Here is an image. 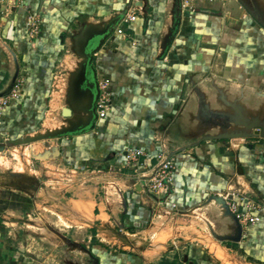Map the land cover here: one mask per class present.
<instances>
[{
	"label": "crops",
	"instance_id": "obj_1",
	"mask_svg": "<svg viewBox=\"0 0 264 264\" xmlns=\"http://www.w3.org/2000/svg\"><path fill=\"white\" fill-rule=\"evenodd\" d=\"M130 2L24 0L21 6H15V0H5L0 4V91L13 76L15 63L18 66L16 81L22 85L21 98L4 110L0 128L14 116L18 120H12L13 123L19 126L20 122L40 117L36 112L25 117L18 114V110L42 105L40 91L44 90L46 82L42 78L52 59L65 47L76 55L79 29L101 28L128 8ZM255 2L264 10V0ZM145 4V9L137 11L134 22L124 26L123 16L109 37L96 39L91 66L96 80H110L112 106L106 118H96L94 129L82 134L89 139L86 149L72 152L88 162L90 159L102 161L106 172L98 179L103 183L113 178L110 171H121L122 174L113 173L114 178L121 176L116 184L124 195L131 186L135 192L126 191L127 198L123 195L120 201L118 194L115 198L114 193L101 196L97 190L82 189L77 194L80 204H91L87 228H95L100 242L103 230L109 236L125 240L127 236L140 233H130L129 228L164 211L166 204H174L176 210L172 214H177L198 205L209 194L218 196L226 189H240L241 196L246 195L263 206L262 221L242 225L240 242H225V246H217L215 252L220 258H225L227 252L240 264H264V146L253 147L244 140L198 143L202 138L220 133L209 122L211 118H203L204 104L213 112L231 113L227 106L231 104L245 117L264 116V29L237 0H229L224 7L220 4L204 6L194 14L182 10L177 32L162 55L160 45L175 23L177 0H145ZM28 13L35 14L40 22V33L34 38L29 37L26 26ZM118 26H124V35L114 39ZM4 47L13 52L15 59L6 54ZM182 147L186 149L172 157L175 172L168 195L161 196V200L146 196L144 180L138 179L137 170L123 161L125 150L143 149L146 154L141 158L143 168H153L158 164V154L166 157ZM59 156L63 159L62 150ZM13 159L17 161L18 155ZM92 173L94 171L89 176ZM9 184L12 194L6 193V185L0 187L2 211L5 205L8 209L19 202L26 204L16 197L11 199V195L27 197V200L39 197L34 187L31 191L21 189L17 194L14 190L18 184L13 181ZM135 184L142 185L141 192L136 190ZM206 210L205 217L216 212L215 229L219 234L233 232L229 229V220L218 221L214 206ZM163 213L168 215L166 211ZM210 222L214 225L216 220ZM5 247V244L0 246V264H18L15 255L4 257ZM93 255L97 256L99 264H145L139 256L128 252L111 254L105 248Z\"/></svg>",
	"mask_w": 264,
	"mask_h": 264
},
{
	"label": "rangeland",
	"instance_id": "obj_2",
	"mask_svg": "<svg viewBox=\"0 0 264 264\" xmlns=\"http://www.w3.org/2000/svg\"><path fill=\"white\" fill-rule=\"evenodd\" d=\"M78 31L77 34H80L82 30ZM77 61L79 58L72 55L68 48L60 50L54 60L52 59V63L46 67L47 72L42 78L46 80L44 90L40 91L42 105L18 110V114L25 117L33 112L39 113L40 117L31 122H20L19 126L16 122L13 123L18 120L14 116V119L11 118L13 121H5L3 127L0 128V146L4 147V150L0 152V187L3 188L6 185V193L12 194L9 190L12 187L9 182L13 181L18 184L14 190L17 194L21 189L31 191L33 187L35 192L39 193V197L28 200L27 197L23 199L19 195H11V199L16 197L26 204L22 205L19 202L8 209L5 205L4 210H0V246L4 244L6 246L4 257L15 255L14 260L18 264H99V259L93 254L105 248L111 254L128 252L139 256L141 262L145 264H158L161 261L169 264H189V262L192 264H240L235 262L234 257L228 255L227 252L225 258L217 256L216 247L223 248L226 243L216 240L200 218L194 215H180L178 212L172 214L176 209H170L165 205L164 211L168 212V215L163 213L164 211H159L155 216H150L136 227L131 226L132 228L128 229L130 233L140 232L133 237L126 235L128 240H133L131 244L116 235H107L104 230L100 232L99 238L103 239L100 242L96 237L95 228H87L91 204L86 202L80 204L81 198L77 194L82 189L83 191L94 189L101 196L109 192L114 193L115 198H118V194L121 201L124 191L116 184L118 180L121 181V176L116 175L114 178L113 173L122 174V172H115L114 170L117 169H113L110 171V176L113 178L104 180V183L102 179H98V176L106 172L102 161L90 159L89 164L80 155L72 152L86 149L85 146L89 139L82 134L41 140L21 146L7 144L8 140L16 141L34 137L38 134H45L48 130L67 126V118L61 115V111L67 108L70 78L76 69ZM19 84L22 95L21 82ZM18 100L11 101L9 106ZM233 140H244L253 147L264 146V140L259 138ZM55 147L63 151V159L60 156L48 160L36 158L46 151L50 152ZM69 152L72 154H67ZM14 155H18L17 161L13 159ZM91 171L94 173L89 176ZM91 176L94 179L89 178ZM134 190L132 186L126 189L131 194L135 192ZM126 191L124 197L127 195ZM221 193L218 196L222 198L226 195L241 198L240 189L230 188ZM144 194L156 200L162 198L147 190ZM211 195L217 194H209L205 200ZM244 196L247 198L246 195ZM194 206L183 211L190 210ZM212 206L219 214L218 207L214 204ZM123 207L121 204V209ZM206 209L197 210L195 213L201 214L204 218L207 217L209 221L216 220L215 227L218 224L216 212L212 213V216L207 214L205 217L204 213L208 212ZM77 216H80V219ZM117 231L120 232L119 229ZM215 232L218 233L216 229ZM106 237L110 239L106 240ZM86 250L89 252L94 250V253L92 251L90 255ZM90 256L93 258L96 256L98 261H93Z\"/></svg>",
	"mask_w": 264,
	"mask_h": 264
},
{
	"label": "water",
	"instance_id": "obj_3",
	"mask_svg": "<svg viewBox=\"0 0 264 264\" xmlns=\"http://www.w3.org/2000/svg\"><path fill=\"white\" fill-rule=\"evenodd\" d=\"M244 10L249 14V16L256 21V23L264 29V10H262L255 0H237ZM141 6L145 9V0H141ZM127 8L119 14L113 16L106 24H104L101 28L90 27L82 31L79 35H77V46L75 48V54L79 58V61L76 64V69L72 73L69 84V94L67 97V108H63L61 111V115L64 118H67V126H62L57 128L56 130H48L45 134H38L34 137H26L16 141H7L9 146H21L33 142H38L41 140H52L62 138L68 135H78L83 134L87 131H91L95 127L96 116L93 115L91 111V106L93 100L95 99L97 92L93 83L96 85L95 81V71L91 66L92 55L95 52L97 41L99 38H107L109 37L114 30V27L117 23L122 19L124 14L126 13ZM181 5L180 0H177V10L175 14V23L170 34L164 38L161 42L160 49L162 55L166 53L168 48L171 45V42L174 38L175 33L177 32L180 17H181ZM96 41V42H95ZM6 54L11 55L13 58L15 55L13 52L9 51L4 47ZM15 59V58H14ZM14 73L10 78L7 86L0 91V97L6 96L10 93L14 83L18 77V66L17 63L14 65ZM88 101V106L85 105V102ZM229 106L230 112H213L209 111L207 105H203L202 107V115L204 119L210 120L212 119V126L218 128L220 130L219 134L211 135L199 140H216V141H227L233 139H249V138H259L264 140V116H251L245 117L238 107H234V105ZM232 108V109H231ZM72 114H76L75 116ZM72 115V116H71ZM187 147V146H186ZM186 147L179 148L173 152H171L166 159L172 158L175 154L183 151ZM4 150L3 146H0V152ZM60 149L55 147L52 150L46 151L41 156H37V159L40 160H48V159H56L59 158ZM159 165L157 164L154 167V171ZM12 176L15 174L11 173ZM145 180L146 178H141ZM136 190L141 192L142 188L140 184H135ZM216 205L219 211V218L221 220H229L231 222V226L229 227L232 230V233L229 234H219L215 232V227L213 223H211L208 219L204 218L201 214H196L195 211L206 209L210 205ZM180 215H194L195 217L200 218L207 226L210 234L219 242H232L238 243L241 240L242 236V226L236 219L235 215H233L226 205V201L217 195L209 196L205 201L200 204L194 206L190 210L180 211L178 212ZM128 243H132L133 240L125 239ZM91 255V252L86 250ZM97 262L98 260L95 259Z\"/></svg>",
	"mask_w": 264,
	"mask_h": 264
},
{
	"label": "built area",
	"instance_id": "obj_4",
	"mask_svg": "<svg viewBox=\"0 0 264 264\" xmlns=\"http://www.w3.org/2000/svg\"><path fill=\"white\" fill-rule=\"evenodd\" d=\"M5 0H0L2 4ZM24 0H15V6H21ZM229 0H180L181 10L187 11L190 14L198 12L204 6H212L220 4L224 7ZM141 0H131L130 6L122 19L125 25L134 22L137 19V11L142 9ZM204 9V8H203ZM27 26L29 28V37L34 38L40 32V22L33 13L26 15ZM124 26H118L114 32L113 38H121L124 35ZM99 96L96 101V117L98 120L106 118L112 106L111 82L107 78L98 80ZM21 96L20 84L16 81L6 96L0 97V123L4 110L9 106L11 101L18 100ZM146 154L141 148L126 149L123 155V161L126 165H131L137 170L138 179L146 178L143 182V188L149 193L157 196H167L173 184V176L175 172V164L172 158L166 159L162 154H158V167L154 171V167L143 168L141 158ZM233 197V199H232ZM228 198V199H227ZM226 201L229 211L235 215L238 222L242 225H254L260 223L261 211L263 206L254 203L245 196L235 197L226 195L223 198ZM241 201V202H240ZM170 209L176 208L174 204H166ZM165 205V206H166Z\"/></svg>",
	"mask_w": 264,
	"mask_h": 264
},
{
	"label": "flooded vegetation",
	"instance_id": "obj_5",
	"mask_svg": "<svg viewBox=\"0 0 264 264\" xmlns=\"http://www.w3.org/2000/svg\"><path fill=\"white\" fill-rule=\"evenodd\" d=\"M95 81H96V85H94L93 83H91L94 86V88H95V90L97 92V95H96L95 99L93 100V103H92V106H91V111H92V113H93L94 116H96V101H97L98 96H99L98 80H96V78H95ZM85 105L88 106V101L85 102ZM72 115H74V114H72ZM91 258L93 259V257H91ZM93 261H95V260L93 259Z\"/></svg>",
	"mask_w": 264,
	"mask_h": 264
},
{
	"label": "trees",
	"instance_id": "obj_6",
	"mask_svg": "<svg viewBox=\"0 0 264 264\" xmlns=\"http://www.w3.org/2000/svg\"><path fill=\"white\" fill-rule=\"evenodd\" d=\"M93 257V256H92ZM94 260L96 259L95 257L93 258ZM160 264H164V263H160ZM165 264H169V263H165ZM170 264H173V263H170Z\"/></svg>",
	"mask_w": 264,
	"mask_h": 264
},
{
	"label": "bare ground",
	"instance_id": "obj_7",
	"mask_svg": "<svg viewBox=\"0 0 264 264\" xmlns=\"http://www.w3.org/2000/svg\"><path fill=\"white\" fill-rule=\"evenodd\" d=\"M136 173V172H135ZM138 178V177H137ZM139 181V180H138ZM139 183H141V182H139ZM140 186H142V185H140ZM221 255V254H220ZM222 256V255H221ZM222 258V257H221Z\"/></svg>",
	"mask_w": 264,
	"mask_h": 264
}]
</instances>
